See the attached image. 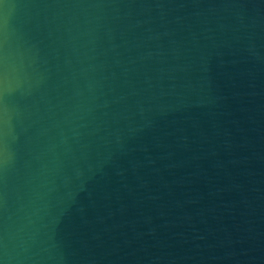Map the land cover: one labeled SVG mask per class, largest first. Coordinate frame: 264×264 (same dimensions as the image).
Here are the masks:
<instances>
[{
  "label": "water",
  "instance_id": "water-1",
  "mask_svg": "<svg viewBox=\"0 0 264 264\" xmlns=\"http://www.w3.org/2000/svg\"><path fill=\"white\" fill-rule=\"evenodd\" d=\"M0 264H264V0H0Z\"/></svg>",
  "mask_w": 264,
  "mask_h": 264
}]
</instances>
